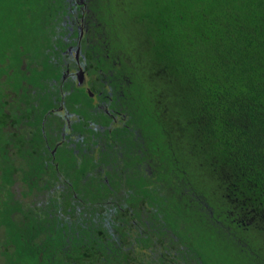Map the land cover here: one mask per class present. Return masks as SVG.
<instances>
[{"label": "trees", "instance_id": "obj_1", "mask_svg": "<svg viewBox=\"0 0 264 264\" xmlns=\"http://www.w3.org/2000/svg\"><path fill=\"white\" fill-rule=\"evenodd\" d=\"M63 6L0 0V264H264V0H91L142 97L105 154L74 152L72 187L8 150L1 88L27 89ZM119 25L144 28L140 55Z\"/></svg>", "mask_w": 264, "mask_h": 264}, {"label": "flooded vegetation", "instance_id": "obj_2", "mask_svg": "<svg viewBox=\"0 0 264 264\" xmlns=\"http://www.w3.org/2000/svg\"><path fill=\"white\" fill-rule=\"evenodd\" d=\"M90 1L63 0L64 6L55 9L54 19L59 15L62 19L59 22L62 27L53 31L55 35L52 40L55 38L57 43H52V47H48L45 54L37 56L30 63L36 73L28 69V62L24 58V70L28 69V74L32 73L38 78L37 86L35 88V84L22 80L33 91L18 87L20 94L16 93L23 99L19 101L23 105H12L15 112H12L5 127L11 138L8 149L18 151L23 159L34 156L32 162L42 159L47 164L46 167L61 165L65 169L62 180L65 179V184L69 187L74 186L71 181V173L75 169L72 166L74 152L77 161L82 163L85 155L97 156L101 151L100 140L99 143H94V152L90 151L91 147L86 144L90 137L82 135L84 129L78 127L84 124V128L93 134V138L98 135L104 141L114 140L113 137H108L109 133L123 125L136 124L133 122V104L134 100L142 97L141 92L137 91L141 87H136L133 79L124 74L120 66L119 55L123 50L115 47L116 43L111 37L112 26L88 25ZM53 24H56L55 20L51 23ZM42 61L48 63L44 70ZM40 83L46 85L41 86ZM50 83L52 85L48 89L47 84ZM74 86L85 90V94L90 97L88 102L92 99V105L88 107V120L78 112L76 104L72 105L66 100V93L74 90ZM46 92H49V96L45 95ZM4 95L3 100L7 102L8 110L11 100L6 99L9 96L6 92ZM44 99L50 102L46 111ZM104 141V148L110 149ZM78 144L83 148H79ZM60 153L67 156L62 158ZM81 183L85 185L84 179Z\"/></svg>", "mask_w": 264, "mask_h": 264}, {"label": "rangeland", "instance_id": "obj_3", "mask_svg": "<svg viewBox=\"0 0 264 264\" xmlns=\"http://www.w3.org/2000/svg\"><path fill=\"white\" fill-rule=\"evenodd\" d=\"M104 5V1L103 3H97L96 4V7L98 6H103ZM92 7V8H91ZM90 7V12L87 14V17L89 19H93L95 20L97 23H99L96 19V14H95V8L93 6ZM98 10V16L101 18V20H103V16L101 15L99 9ZM106 10H107V7H106ZM48 12V10L46 11ZM108 13H105V16H114V17H119L120 18V14L123 12L122 9L115 3L114 4H111L110 8H109V11H107ZM4 25H0V29L3 27ZM118 26V25H117ZM119 28H120V31L122 30V32H124L123 34H127V32L129 33H132L131 36L132 38H125L123 39V44L125 47L127 48H130L133 49L130 45H134L135 46V50L138 51V54L140 55V43H142L145 38H144V28H141V26L139 27L138 25H119ZM138 29V30H135V29ZM127 31V32H126ZM123 46V47H124ZM124 47V48H125ZM142 47V45H141ZM27 55H28V59H29V62L30 61H33L35 60L36 58L34 57L33 53L30 52V51H26ZM42 65V70L46 69L47 68V65L48 63L47 62H44L42 61L41 63ZM26 67V64H25V59H24V63L22 65V69H25ZM33 71V69H32ZM10 72V71H9ZM141 74L143 75H140V77L144 78L146 77V73L144 71L141 70ZM59 78V76L57 77ZM6 79L9 80V77L7 75V78H6V75L4 74L3 75V80L6 81ZM25 81L28 83V84H36L37 81H38V78L33 76L32 73L31 74H27V77L25 79ZM11 81H8L6 83H4L1 88L4 92H6L9 96L6 98L7 100H11V105H14V104H20V105H23V103L21 104L19 101L23 100L21 97H19L20 95H18L17 93L20 94V89L19 88H16V90H13V88L15 89V87L13 85L10 84ZM12 83V82H11ZM27 83L25 84V82H23V85L26 86L27 88V91H30L32 92L33 89H30L31 87H28ZM51 83L50 84H47V88L50 89L51 88ZM35 86V85H34ZM36 88V86H35ZM17 92V93H16ZM81 93V94H80ZM46 96H49V92H46L45 94ZM60 93L58 92V97H59ZM66 100L68 103L74 105L76 104L77 106V109H78V112L81 114V115H84L85 119L88 120V118L90 117L89 113H88V107H90L92 105V99L90 102L87 101L88 98H90L89 96H87L85 94V90L82 88V89H79L77 86H74V90L70 91L69 93H66ZM11 98V99H10ZM25 100V99H24ZM44 102L46 103L45 105V111L49 108V100L48 99H44ZM35 103V101H34ZM81 103V104H79ZM78 104V105H77ZM15 106V105H14ZM72 109H75V107H72ZM78 128H80L81 130H83L81 132L82 135L86 136V137H90L89 140L86 141V144L91 147L90 148V151L92 150L94 152V148H93V145H95L94 143V140H100V145H99V148L101 149L100 151V154H105V151H106V148H104V145H103V139L101 138V136H95L93 138V134L91 132H89L88 130H86L84 128V124L80 125ZM67 139H69V137H67ZM92 140H93V143H92ZM14 144V143H13ZM15 145V144H14ZM147 146V145H146ZM103 149V150H102ZM10 150V149H8ZM104 151V152H103ZM11 152V150H10ZM61 154V153H60ZM62 155V158H65L67 156V154H61ZM13 156H16V155H13ZM107 157V156H106ZM20 158V157H19ZM18 158V161L19 162H22V163H25L24 161H27V163H34V161L32 162V160H34V156L32 157H27L26 159H23L20 158L19 160ZM109 161V160H108ZM108 161L106 162V165L108 167H110L111 164H108ZM23 166V164H22ZM102 165L99 164V168H101ZM111 168V167H110ZM111 170V169H110ZM113 171V170H111ZM93 172H96L95 170H93ZM113 174V172L111 173ZM16 177V176H15ZM123 185H120V188H119V193H123V190L124 188L122 187ZM16 192L18 193L19 196H21L22 194V191L21 190H16ZM1 234V233H0ZM2 260V254H1V250H0V262Z\"/></svg>", "mask_w": 264, "mask_h": 264}]
</instances>
